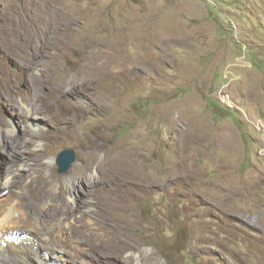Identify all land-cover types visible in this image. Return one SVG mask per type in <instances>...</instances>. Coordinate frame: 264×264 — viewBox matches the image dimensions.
Listing matches in <instances>:
<instances>
[{
	"label": "rangeland",
	"instance_id": "rangeland-1",
	"mask_svg": "<svg viewBox=\"0 0 264 264\" xmlns=\"http://www.w3.org/2000/svg\"><path fill=\"white\" fill-rule=\"evenodd\" d=\"M0 137L89 234L4 264H264V0H0Z\"/></svg>",
	"mask_w": 264,
	"mask_h": 264
},
{
	"label": "bare ground",
	"instance_id": "bare-ground-1",
	"mask_svg": "<svg viewBox=\"0 0 264 264\" xmlns=\"http://www.w3.org/2000/svg\"><path fill=\"white\" fill-rule=\"evenodd\" d=\"M24 106H27V108L30 107L29 105H25V104ZM32 112L33 111H31V113ZM31 117L37 118L38 115L35 112H33ZM15 157H16L15 159L20 158L17 155ZM89 158H90V163L86 164V166L88 169H91L93 165L97 163L98 159H97V156L95 155L89 156L86 159H89ZM15 159H13L12 161L10 158V162L11 161L15 162L14 161ZM83 167L84 165L79 168V171L81 172L84 171ZM18 173H22L20 171V167H16L15 170L11 169L7 171L5 174H2L0 171V214H3L5 211H7L6 218L4 221H2V225L5 224L6 222L7 224L4 227L1 225L2 229H1V235H0V254L11 255V252L15 251L16 253L15 255L19 254L22 257V259H27L29 258V256L31 257V253L33 254L34 251L36 250L34 248H36L38 240L43 239L42 235H43L44 229L42 227V222L47 223V224L48 222L45 220L46 219L45 216L40 217L41 212H38L37 214H32L31 211L28 210L29 204L24 195L26 193L25 191L26 185H23V178L25 176L23 174L20 175ZM47 183L48 182H46V184ZM82 183H83V179H82ZM36 184H37L36 181H33L29 184L31 187V190L35 192L34 197H38L40 195L38 190L34 188L35 187L34 185ZM83 186H85L84 183H83ZM89 189L92 190L91 188ZM36 199H40L41 201H44L45 197L44 195H40V198H36ZM12 203H15V205L11 206ZM51 203L52 202L49 201L47 205L48 204L51 205ZM8 206H11V209L9 211L7 210ZM41 206H46V205H41ZM17 211L20 212L19 216L16 215ZM71 214L72 213H70L69 215L67 214V216L65 214H62V215L53 217L51 222L47 225L45 229L44 235H47L49 239L52 236L54 240H56V243L59 246L57 247L56 245L52 249L49 250V252L52 253L54 251L53 249H55L56 256L57 254L58 255L60 253L62 254L65 251V249L70 247L68 243L66 242V235L72 234L74 237L76 236L74 240L72 239L71 241V244L74 249V248H79V246L77 245V241L81 242L80 234H84V233L88 234L86 231H84V233L81 231L82 224L79 225L78 221H75L74 225L70 224L69 220H70ZM41 215H44V214H41ZM39 219H41L42 222L39 221ZM16 223H20L22 225V228H17L13 230L10 224H16ZM55 227L58 228V230L57 232L54 233L52 232V229ZM46 256L50 257L49 254H46ZM0 264H4V262L2 263L0 260ZM17 264H20V263L17 262Z\"/></svg>",
	"mask_w": 264,
	"mask_h": 264
},
{
	"label": "water",
	"instance_id": "water-1",
	"mask_svg": "<svg viewBox=\"0 0 264 264\" xmlns=\"http://www.w3.org/2000/svg\"><path fill=\"white\" fill-rule=\"evenodd\" d=\"M75 162L76 153L74 150L63 151L57 159V164L60 168V173L68 172Z\"/></svg>",
	"mask_w": 264,
	"mask_h": 264
},
{
	"label": "clouds",
	"instance_id": "clouds-1",
	"mask_svg": "<svg viewBox=\"0 0 264 264\" xmlns=\"http://www.w3.org/2000/svg\"><path fill=\"white\" fill-rule=\"evenodd\" d=\"M67 150H72V149H67ZM60 155V154H59ZM59 157V156H58ZM58 157H57V159H58ZM57 159H56V163H57Z\"/></svg>",
	"mask_w": 264,
	"mask_h": 264
}]
</instances>
